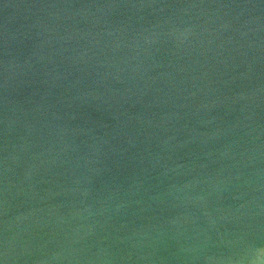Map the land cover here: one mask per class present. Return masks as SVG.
Masks as SVG:
<instances>
[{"label":"water","instance_id":"water-1","mask_svg":"<svg viewBox=\"0 0 264 264\" xmlns=\"http://www.w3.org/2000/svg\"><path fill=\"white\" fill-rule=\"evenodd\" d=\"M0 264H264V0H0Z\"/></svg>","mask_w":264,"mask_h":264}]
</instances>
